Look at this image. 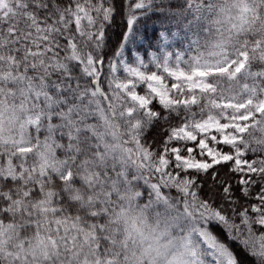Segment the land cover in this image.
I'll return each instance as SVG.
<instances>
[{"label":"snow or ice","instance_id":"6c2138e0","mask_svg":"<svg viewBox=\"0 0 264 264\" xmlns=\"http://www.w3.org/2000/svg\"><path fill=\"white\" fill-rule=\"evenodd\" d=\"M0 264H264V0H0Z\"/></svg>","mask_w":264,"mask_h":264},{"label":"clouds","instance_id":"9594fccd","mask_svg":"<svg viewBox=\"0 0 264 264\" xmlns=\"http://www.w3.org/2000/svg\"><path fill=\"white\" fill-rule=\"evenodd\" d=\"M152 223H153V225L155 224V221H154V219L152 220Z\"/></svg>","mask_w":264,"mask_h":264}]
</instances>
